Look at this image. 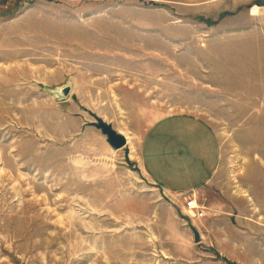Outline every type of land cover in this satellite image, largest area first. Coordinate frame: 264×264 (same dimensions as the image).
Listing matches in <instances>:
<instances>
[{
  "label": "rangeland",
  "instance_id": "rangeland-1",
  "mask_svg": "<svg viewBox=\"0 0 264 264\" xmlns=\"http://www.w3.org/2000/svg\"><path fill=\"white\" fill-rule=\"evenodd\" d=\"M174 114L221 156L193 181L185 121L171 192L140 146ZM0 264H264V0H0Z\"/></svg>",
  "mask_w": 264,
  "mask_h": 264
},
{
  "label": "crops",
  "instance_id": "crops-1",
  "mask_svg": "<svg viewBox=\"0 0 264 264\" xmlns=\"http://www.w3.org/2000/svg\"><path fill=\"white\" fill-rule=\"evenodd\" d=\"M224 12L225 11L223 10V12L221 13ZM183 116L185 115L182 114L177 117V114H174L169 117L166 116L161 117L160 119L154 121L147 128V130L143 133V136L141 137L142 145L140 146L141 147L140 156L142 160L144 173H146L149 179L150 178L153 179L155 182H157L162 187H164L165 189L171 192H172L171 189L183 183H181L180 181L175 182L172 180V178L170 181V177H168L167 174L172 175V172L166 167H163L164 164L162 160L164 161L170 160L169 162L171 163L172 162V160L170 159L171 157L173 161L175 159L180 162V165L177 166L178 169L183 167L181 163L183 162L184 147L183 146L179 147V145H177V142L179 138L180 140L182 139V135L184 133V128H185L184 125L189 124V123H185V121H190L193 125L196 124L198 126V131L200 133H204L207 138L206 140L204 139L203 142L201 143L202 154H200L198 157V163L196 165V168L194 169V171L197 170L196 178L193 177L192 178L193 181L198 179L202 175L207 174L208 171L213 173L214 171H216L220 163L221 152L218 146L219 138L214 128L210 124L208 125L205 122L195 121L194 118L191 116L189 118H185ZM170 125H171V129L173 128L174 131L173 137L172 135H168L166 133L167 126ZM168 136L171 137V139L173 138L174 145L170 143L167 144L164 141ZM156 139H159L161 142L163 141L166 144V147L163 148L154 147V145H152V142L153 140ZM186 152H188V150H186ZM189 165L187 164V166ZM180 175L182 174L179 173L178 176ZM195 184L200 185L199 182H196Z\"/></svg>",
  "mask_w": 264,
  "mask_h": 264
},
{
  "label": "water",
  "instance_id": "water-1",
  "mask_svg": "<svg viewBox=\"0 0 264 264\" xmlns=\"http://www.w3.org/2000/svg\"><path fill=\"white\" fill-rule=\"evenodd\" d=\"M73 89L72 82L68 81L65 85L58 86L56 89L52 90L54 96L58 99H66L70 95ZM98 127L103 130V132L107 135L110 144L114 148H120L125 145L126 137L120 133H117L111 125L105 123L104 121L100 120ZM195 237L199 238V232L196 228H194Z\"/></svg>",
  "mask_w": 264,
  "mask_h": 264
},
{
  "label": "built area",
  "instance_id": "built-area-1",
  "mask_svg": "<svg viewBox=\"0 0 264 264\" xmlns=\"http://www.w3.org/2000/svg\"><path fill=\"white\" fill-rule=\"evenodd\" d=\"M187 206H188L189 208H191V209H195V208H197V207H200V206L198 205L197 201H195V200H190V201H188V202H187ZM199 213L202 214V210H200Z\"/></svg>",
  "mask_w": 264,
  "mask_h": 264
},
{
  "label": "bare ground",
  "instance_id": "bare-ground-1",
  "mask_svg": "<svg viewBox=\"0 0 264 264\" xmlns=\"http://www.w3.org/2000/svg\"><path fill=\"white\" fill-rule=\"evenodd\" d=\"M258 11V10H257Z\"/></svg>",
  "mask_w": 264,
  "mask_h": 264
}]
</instances>
